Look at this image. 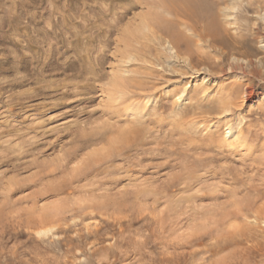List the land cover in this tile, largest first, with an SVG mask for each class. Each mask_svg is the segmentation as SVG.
<instances>
[{"label": "rangeland", "instance_id": "374dc122", "mask_svg": "<svg viewBox=\"0 0 264 264\" xmlns=\"http://www.w3.org/2000/svg\"><path fill=\"white\" fill-rule=\"evenodd\" d=\"M159 3V0H0V264H221L225 255L230 259L238 255H233L235 251L231 255L229 251L226 253L230 246L223 238L220 243L221 234L232 232L233 226L246 228L250 221L247 229L252 233L249 230V239L244 237L241 246L250 240L251 247L246 244L249 248L263 245L264 0L217 3L221 22L228 32L227 48L182 27L191 42L190 53L175 49L166 40L164 45L154 46L158 52L154 49L148 55L151 62L146 66L132 55L126 61L120 58L116 48L122 43L118 39L125 35L126 28H137L139 34L149 36L147 26L137 17L148 8L159 7ZM76 47L82 50L79 52ZM233 47L237 50L233 51ZM88 63V67L93 66L99 72V77H95H101L102 81L92 75L87 82L82 77L72 78ZM147 67L154 72L147 71ZM118 68L122 72L126 69L128 72L123 74L127 77L134 73L133 78L143 81L142 87L146 89L142 97L129 96L128 100L115 103L121 109L127 104L131 106L123 114L115 113L102 95L107 90L110 73ZM169 75H174V82L167 81ZM63 80L77 85L72 87L74 90L61 89ZM43 82H50L49 88L40 89ZM81 86L87 91L83 92ZM245 89L248 93L252 91V95L248 96ZM226 105H231V109ZM137 120L149 123H142L143 127L134 124ZM172 120L177 124L172 126ZM161 121L164 126L159 124ZM131 123L144 135L133 134L134 141L119 159L93 165L96 157H104L109 149L120 146L119 131L124 126L131 128ZM227 134L230 135L226 138ZM15 135L19 137L16 139ZM19 141L26 143L20 144L23 149L17 147ZM85 164L93 167V173ZM84 165L90 172L86 168L80 170ZM74 166H79L78 171L83 170L85 175L78 174ZM97 172L103 174L94 178ZM189 173L194 178L188 180ZM236 186L239 187L235 189ZM91 191L98 193V197L92 196ZM103 195L104 201H111L107 202L112 205L109 209L103 208L107 205L102 201ZM115 197L123 205L116 199L115 202ZM249 206L255 210H249ZM245 207L247 217L243 215ZM236 209H242L240 218L249 222L235 219L242 226L233 218L234 223L230 222L232 225L226 230L225 224L232 221L231 213ZM225 216L228 220L221 221ZM221 226L225 231L222 232ZM257 259H261L260 255Z\"/></svg>", "mask_w": 264, "mask_h": 264}, {"label": "bare ground", "instance_id": "6f19581e", "mask_svg": "<svg viewBox=\"0 0 264 264\" xmlns=\"http://www.w3.org/2000/svg\"><path fill=\"white\" fill-rule=\"evenodd\" d=\"M159 7H156V8H153V7H151V8H148V10H146L144 13H141L142 15H141V17H140V14L138 15L139 17H137L138 19H141L140 21H143L144 22V24L147 26L146 28L148 29V32H150V35L148 36V35H141V34H139V32L137 31V28H136V30H129L128 28H126L127 29V31L126 32H124L125 33V35H123V37L119 40L118 39V42H119V44L120 43H122L121 45H122V49L123 50H121V48H119L121 45H117L118 47L116 48V53H118V52H120V54H121V56H120V58H122V59H127V57H130L131 55H132V57L134 58V59H136L137 60V62H142V63H144L145 64V66L146 65H148L150 62H149V60H148V55H151L152 53H153V50L155 49L154 48V46H157V44H162L164 41H166V40H168L171 44H173L174 46V48L175 49H179V48H181V49H183L184 51H181V52H188V53H190L191 52V42L189 41V39L186 37V35H184V32H183V30H182V27H183V29H184V27H185V29L186 28H188V30L189 29H191L194 33H197L198 35H200V36H202V37H204V38H209L211 41H213L214 43H216V44H218L219 46H221V47H226L227 48V46H229V42L227 43V39H226V35H228V32H227V29L223 26V24H222V22H221V19H220V9H219V11H218V7H219V5H217V3H220V0H159ZM125 12V11H124ZM124 14V13H123ZM124 16V15H123ZM90 17V16H89ZM88 18V17H87ZM113 18V17H112ZM109 19V18H108ZM115 19V18H114ZM101 22V21H100ZM88 23V22H87ZM103 23V22H102ZM111 23V22H110ZM130 23V22H129ZM101 26V25H100ZM92 28H93V26H92ZM90 29V28H89ZM89 29H88V31H89ZM144 29V28H143ZM142 29V31H144ZM137 31V32H136ZM145 31H146V29H145ZM147 32V31H146ZM82 33V32H81ZM80 33V34H81ZM145 33V32H144ZM54 34V33H53ZM74 34V33H73ZM122 35V34H121ZM196 35V34H195ZM52 36V35H51ZM120 36V35H119ZM118 36V37H119ZM50 37V36H49ZM73 37V36H72ZM100 37V36H99ZM98 37V38H99ZM105 37V36H104ZM84 38V37H83ZM48 39V38H47ZM101 40V39H100ZM86 41V40H85ZM98 41V40H97ZM96 41V42H97ZM105 41H106V39H105ZM167 41V42H168ZM232 41V40H231ZM234 41H236V40H234ZM241 41V40H240ZM43 42V41H42ZM95 42V41H94ZM239 42V41H238ZM233 43V42H232ZM67 44V43H66ZM76 44V43H75ZM118 44V43H117ZM89 45V44H88ZM162 45H164V44H162ZM166 45V44H165ZM235 45V44H234ZM240 45V44H239ZM76 46L78 47V49H79V45H77L76 44ZM92 46V45H91ZM97 46V45H96ZM161 46V45H160ZM231 46V45H230ZM232 46H233V44H232ZM77 47H76V49H77ZM87 47V46H86ZM159 47V46H158ZM171 47V46H170ZM238 47V46H237ZM234 48V47H233ZM58 49V48H57ZM77 49V50H78ZM92 49H93V47H92ZM158 49V48H157ZM223 49V48H222ZM82 50V49H81ZM81 50H78L79 52L81 51ZM237 50V48H234L233 49V51H236ZM70 51V50H69ZM76 51V50H75ZM75 51H73V52H75ZM78 51H76V52H78ZM86 51H87V48H86ZM92 51V50H91ZM98 51V50H97ZM179 51V50H178ZM88 52V51H87ZM95 52V51H94ZM93 52V53H94ZM156 52H158V50L156 51V49H155V53ZM160 52V51H159ZM201 52V51H200ZM91 52L89 51V54H90ZM45 54V53H44ZM67 54V53H66ZM75 54V53H74ZM86 54V53H85ZM89 54H87L88 56H89ZM157 54V53H156ZM72 55V54H71ZM93 55V54H92ZM153 55H155V54H153ZM192 55V54H191ZM206 55V54H205ZM230 55V54H229ZM91 56V55H90ZM103 56H105V55H103ZM66 57H67V55H66ZM96 57V56H95ZM150 57V56H149ZM175 57V56H174ZM190 57V56H189ZM226 57V56H225ZM90 58V57H89ZM88 58V59H89ZM87 59V60H88ZM90 59H92V57L90 58ZM155 59L157 60V58H156V56H155ZM158 59H160L159 57H158ZM227 59V58H226ZM78 60V59H77ZM82 60V59H81ZM100 60H102V59H100ZM99 60V61H100ZM153 60V59H152ZM209 60V59H208ZM90 61V60H89ZM88 61V62H89ZM92 61V60H91ZM117 61H119V60H117ZM120 61H121V59H120ZM123 61V60H122ZM121 61V63H123ZM126 61V60H125ZM135 61V60H134ZM93 62V61H92ZM96 62V61H95ZM157 62V61H156ZM83 63H84V61H83ZM90 63V62H89ZM86 64L87 65V67L86 66H82V67H80V69H78L77 70V73L75 74V76L74 75H72V78H79V77H82L81 78V80L83 79L84 80V82H87L86 80H89V76H93V77H95V75L97 76L98 75V77H99V72L98 71H96L95 69H92V67L90 68V67H88V66H90V64ZM100 63V62H99ZM119 63V62H118ZM134 63V62H133ZM135 63H136V61H135ZM98 64V63H97ZM101 64L102 63H100V66H101ZM117 64V63H116ZM115 64V65H116ZM124 64V63H123ZM122 64V65H123ZM82 65V64H81ZM80 65V66H81ZM95 65V64H94ZM99 65V64H98ZM122 65H120L119 67H124V66H122ZM125 65V64H124ZM230 65V64H229ZM142 66V65H141ZM144 66V67H145ZM118 67V66H117ZM137 67V66H136ZM138 67H140L139 65H138ZM143 67V68H144ZM152 67V66H151ZM216 67V66H215ZM49 68V67H48ZM94 68H96V65L94 66ZM97 68H99L100 69V67H97ZM126 68V67H125ZM172 68V67H171ZM170 68V69H171ZM42 69V68H41ZM124 69V68H123ZM135 69V68H134ZM139 70H141V67L140 68H138ZM174 69V68H173ZM216 69V68H215ZM225 69V68H224ZM102 70V69H101ZM118 71H115V69L113 70V71H115V72H111L110 73V80L108 81V78H107V84H108V86H107V90H104V92H102L101 90V92H102V95H104V97L106 98V104H108L109 106H111V108H115V113L116 112H119V113H127V111L129 110V108L131 107V106H128V104L127 105H125V106H123V108L121 109L120 107H118V106H115V103H117V102H119L120 100H122V99H127V97H128V99H129V96H131V98H133V97H138L139 95L142 97V95H144L146 92H144V91H146V89H144L145 87H142L143 86V81H137L136 79H134L133 78V76H134V73H133V75H129L128 77L127 76H125L124 74H123V72L126 70H124L123 72L121 71V70H119V68L117 69ZM139 70H135L137 73H139L140 71ZM147 71L149 70V72H150V67H147V69H146ZM145 70V71H146ZM111 71V70H110ZM133 71V70H132ZM146 71V72H147ZM152 71V70H151ZM222 71V70H221ZM220 71V72H221ZM224 71V70H223ZM223 71H222V73H223ZM101 72V71H100ZM125 72H128V71H125ZM152 72H154V71H152ZM151 73V72H150ZM104 74V73H103ZM130 74V73H129ZM140 74H142V75H144L143 73H141L140 72ZM167 75V74H166ZM131 76V77H130ZM162 76V75H161ZM170 76V75H169ZM168 76V77H169ZM148 77V76H147ZM165 77V76H164ZM177 77V76H176ZM96 78V77H95ZM101 78V77H100ZM100 78L98 79V78H96V79H98V80H100ZM106 78V77H105ZM163 78V77H162ZM74 79V80H75ZM103 79V78H102ZM159 79V78H158ZM161 79V78H160ZM81 80H80V82H81ZM92 80V79H91ZM93 80H94V78H93ZM105 80V79H104ZM140 80V79H139ZM164 80V79H163ZM172 80H174V75H171L169 78H168V82H174V81H172ZM100 81H102V80H100ZM251 81V80H250ZM42 82V81H41ZM76 82H79V81H76ZM79 82V83H80ZM162 82V81H161ZM160 82V83H161ZM82 83V82H81ZM99 83V82H98ZM62 88L61 89H65V88H67V87H69V89L71 88V90H74V88L72 89V87H74V86H76L77 85V83H73V81L72 82H70L69 80H63L62 81ZM83 84V83H82ZM146 84V83H145ZM151 83H149V85H150ZM249 84V83H248ZM38 85H39V83H38ZM49 85H50V82H43L41 85H39L40 86V89H43V90H45L46 88H49ZM81 85V84H80ZM250 85V84H249ZM41 86L42 87H44V88H41ZM83 86H85V85H83ZM83 86H81V90L83 91ZM155 86V85H154ZM80 87V86H79ZM78 87V88H79ZM86 88H87V86H85ZM85 87H84V89H85ZM233 87H235V86H233ZM105 88V86L104 87H102V88H100V89H104ZM235 88H237V87H235ZM251 88V87H250ZM249 88V89H250ZM40 89H38V90H40ZM76 89H77V87H76ZM173 89V88H172ZM171 89V90H172ZM238 89V88H237ZM37 90V91H38ZM49 90V89H48ZM51 90V89H50ZM56 90V89H55ZM246 90V92H247V89H245ZM244 90V91H245ZM42 91V90H41ZM66 92L65 93H67V95L69 94L67 91L68 90H65ZM81 91V92H82ZM85 91H87L86 89L83 91V92H85ZM123 91V92H122ZM140 91H142V92H140ZM33 92V91H32ZM34 92H36V91H34ZM33 92V93H34ZM71 92V91H70ZM76 92V91H75ZM78 92V91H77ZM136 92H138L137 94H135ZM173 94H174V90L173 91H171ZM234 92V91H233ZM237 92V91H236ZM43 93V92H42ZM45 93H46V91H45ZM50 93V92H49ZM57 93V92H56ZM65 93H63L62 92V94H64V95H66ZM74 93V92H73ZM95 93V92H94ZM121 94V96L119 95V94ZM131 95H130V94ZM248 93V92H247ZM246 93V94H247ZM48 94V93H47ZM61 94V93H60ZM85 94H88V93H85ZM118 94V95H117ZM129 94V95H128ZM172 94V95H173ZM228 94L229 95H231V92H228ZM263 94H264V90H263ZM38 95V94H37ZM42 95V94H41ZM57 95V94H56ZM71 95V94H70ZM75 95V94H74ZM80 95V94H79ZM84 95V94H83ZM82 94L80 95V97L81 96H83ZM89 95H90V93H89ZM101 95V96H102ZM127 95V96H126ZM146 95V94H145ZM239 95V94H238ZM252 95V91L250 92L249 91V93H248V96H251ZM39 96V95H38ZM57 96H59V95H57ZM73 96V95H72ZM126 96V97H125ZM168 96V95H167ZM33 97V96H32ZM40 97H42V96H40ZM60 97V96H59ZM58 97V98H59ZM62 97V96H61ZM68 97H69V95H68ZM76 97H77V95H76ZM99 97H100V95H99ZM174 97V96H173ZM244 97V96H243ZM48 98H50V97H48ZM57 98V97H56ZM55 98V99H56ZM58 98L56 99V100H58ZM67 98V97H66ZM66 98H65V100H66ZM72 98V97H71ZM105 98H104V100H105ZM62 99H64L63 97H62ZM61 99V100H62ZM74 99H75V97H74ZM127 99V100H128ZM231 99V98H230ZM64 100V101H65ZM68 100H69V98H68ZM67 100V101H68ZM72 100V99H71ZM96 100V99H95ZM102 100V99H101ZM132 100V99H131ZM59 101H60V98H59ZM54 102H55V100H54ZM53 102V103H54ZM58 102V101H57ZM223 102V101H222ZM73 103V102H72ZM125 103H127V102H125ZM58 104V103H57ZM114 104V105H113ZM65 105V104H64ZM63 105V106H64ZM71 105V104H70ZM123 105V104H122ZM132 105V104H131ZM225 105V104H224ZM232 105V104H231ZM231 105H229V107L231 106ZM65 106H67V105H65ZM106 106V105H105ZM218 106H221V105H218ZM227 106V105H226ZM233 106V105H232ZM129 107V108H128ZM224 107V106H223ZM228 107V106H227ZM228 107V109H231V107L229 108ZM218 108V107H217ZM220 108V107H219ZM215 109V108H214ZM259 109V108H258ZM187 110V109H186ZM211 110H213V109H211ZM174 111V110H173ZM217 111V110H216ZM219 111H221V110H219ZM219 111H218V113H219ZM229 111V110H228ZM118 113V114H119ZM261 113H263V111L261 112ZM110 114V113H109ZM133 114V113H132ZM221 114V113H220ZM228 114V113H227ZM264 114V113H263ZM262 114V115H263ZM121 115V114H120ZM136 115H137V113H136ZM140 115V113L138 114V116ZM141 115H143V113L141 114ZM222 115H223V113H222ZM135 116V115H134ZM138 116H135V118H137ZM116 117V116H115ZM221 117V116H220ZM223 117V116H222ZM227 117V116H226ZM114 118V117H113ZM144 118V117H143ZM143 118H142V120H143ZM138 119V118H137ZM141 119V118H140ZM124 120H126V119H124ZM134 120H136V119H134ZM139 120V119H138ZM137 120V122L136 121H134L135 123L134 124H139V125H141V126H145V125H142V123H143V121H138ZM148 120V119H147ZM151 120V119H150ZM221 120H222V118H221ZM129 122H132L133 121V119L132 120H128ZM128 121H125L126 123L128 122ZM128 122V123H129ZM152 122V121H151ZM126 123H125V125H126ZM144 123H146L145 121H144ZM143 123V124H144ZM149 123V122H148ZM148 123H146V124H148ZM176 122H174L173 120L171 121V125L173 124H175ZM220 123V122H219ZM223 123H225V122H223ZM222 123V124H223ZM259 123V122H258ZM159 124H162V126H164L163 125V123H162V121H161V123L159 122ZM177 124V123H176ZM222 124H220V125H222ZM264 124V123H263ZM128 126H129V124H127ZM133 125V123H131V126ZM170 125V126H171ZM172 125V126H173ZM124 126V125H123ZM135 125H133L132 127H134ZM171 126V127H172ZM177 126H179V125H177ZM177 126H176V128H177ZM253 126V125H252ZM255 126V125H254ZM262 126V125H261ZM125 127H127V126H124V130H121V131H119V140H118V143L117 142H115V143H117V144H120V146L119 147H117V149L116 150H114L113 148H111V149H109L108 150V152L105 154L104 152H102V155H104V157L103 156H99L98 158L96 157V162L93 160V159H91V160H93V162H95V163H93V165L95 164V166H101V165H103V164H105V163H107V162H109V161H113V160H116V159H119V157H121L122 155H123V153H124V151H126L125 149H127V148H129L130 146H131V143H132V140L134 141V136H133V134L135 135V137L137 136V137H142L143 135H142V132L140 131H138L135 127V129L134 128H125ZM130 127V126H129ZM139 127V126H138ZM217 127H218V125H217ZM242 127V126H241ZM246 127V126H245ZM255 127H257V126H255ZM263 127V126H262ZM261 127V128H262ZM140 128V127H139ZM231 128V127H230ZM264 128V127H263ZM126 129V130H125ZM134 129V130H133ZM217 129V128H216ZM219 129V128H218ZM228 130H229V128H227ZM142 130V129H141ZM237 130V129H236ZM248 130V126H247V129H246V131ZM249 130H250V128H249ZM263 130V129H262ZM137 133H136V132ZM160 131V130H159ZM173 131V130H172ZM219 131V130H218ZM231 131V130H230ZM233 131V130H232ZM240 131V130H239ZM241 131H242V129H241ZM257 131H259L258 130V128H257ZM260 131H261V129H260ZM145 132H147V131H145ZM145 132H143V133H145ZM217 132V131H216ZM238 132V131H237ZM243 132V131H242ZM155 133V132H154ZM173 133V132H172ZM245 133V132H244ZM248 133H249V131H248ZM247 133V134H248ZM152 134V133H151ZM150 134V135H151ZM157 134V133H156ZM160 133H158L157 135H159ZM164 134V133H163ZM167 133H165V135H166ZM169 134V136H171L172 134H171V132H169L168 133ZM246 134V133H245ZM246 134V136H248ZM252 133H250V135H251ZM23 135V134H22ZM229 135L230 134H227V136H226V138L227 137H229ZM239 135H241V133L239 134ZM254 135V134H253ZM15 136H17V135H15ZM24 136V135H23ZM22 136V137H23ZM156 136V135H155ZM213 136V135H212ZM242 136V135H241ZM252 136V135H251ZM19 137V135L16 137V139ZM20 137H21V135H20ZM21 137V138H22ZM36 137V136H35ZM34 137V138H35ZM161 137H162V135H161ZM161 137H158V138H161ZM165 137V136H164ZM131 138V139H130ZM157 138V137H156ZM167 138V137H166ZM212 138V137H211ZM211 138H208V139H211ZM240 138V137H239ZM242 138H243V136H242ZM241 138V139H242ZM250 138V137H249ZM33 139V138H32ZM36 139V138H35ZM138 139V138H137ZM175 138H173L172 137V140H174ZM178 139V138H177ZM244 139H245V142H246V138H245V135H244ZM244 139H242L243 141H244ZM157 140H159V139H157ZM161 140H162V138H161ZM172 140H169V141H171L172 142ZM237 140H238V138H237ZM264 140V139H263ZM138 141V140H137ZM175 141V140H174ZM178 141V140H177ZM211 142H213V141H215L214 139H213V141L212 140H210ZM17 142H18V140H17ZM120 142V143H119ZM162 141H160V143H161ZM176 142V141H175ZM210 142V143H211ZM21 143L22 144H24L25 142H22L21 141ZM20 143V141H19V144H17L18 146L17 147H21L22 146V144ZM135 143H137V142H134V144ZM242 143V142H241ZM262 143H264V142H262ZM20 144H21V146H20ZM26 144V143H25ZM28 144V143H27ZM133 144V145H134ZM174 144V143H173ZM212 144V143H211ZM224 144V143H223ZM227 144V143H226ZM225 144V145H226ZM238 144V143H237ZM236 144V145H237ZM209 145V143L207 144V146ZM218 145V144H217ZM220 145H222V143L220 144ZM24 146V145H23ZM29 146V145H28ZM138 146V145H137ZM171 146V148H172V146L173 145H170ZM227 146H229L228 144H227ZM233 146V145H232ZM238 146V145H237ZM264 146V145H263ZM26 147L27 146H25V149H26ZM135 147V146H134ZM218 147V146H217ZM220 147V146H219ZM219 147H218V149H219ZM223 147H224V145L222 146V149H223ZM230 147V146H229ZM236 147V146H235ZM22 149H23V147H21ZM240 148V147H239ZM256 148V147H255ZM259 148V147H258ZM113 149V150H112ZM226 148L224 147V150H225ZM228 149V148H227ZM138 150V149H137ZM231 150V149H230ZM230 150H228V151H230ZM236 150V149H235ZM234 150V151H235ZM239 150V149H238ZM24 151H26V150H24ZM24 151H23V153H24ZM223 151V150H222ZM221 151V152H222ZM233 151V152H234ZM227 152V151H226ZM239 152V151H238ZM220 153V152H219ZM223 153H225V152H223ZM237 153V152H236ZM264 153V152H263ZM21 154V153H20ZM99 154V153H98ZM216 154H218V153H216ZM230 154V153H229ZM252 154V153H251ZM219 155V154H218ZM253 155V154H252ZM65 156V155H64ZM98 156V155H97ZM258 156H259V154H258ZM257 156V157H258ZM262 156H263V154H262ZM78 157H80V156H78ZM102 157V158H101ZM252 157V156H251ZM94 158V157H93ZM101 158V159H100ZM67 159V158H66ZM251 159V158H250ZM254 159V158H253ZM264 159V158H263ZM88 160V159H87ZM68 161V160H67ZM251 161H254V160H251ZM69 162V161H68ZM89 162H90V160H89ZM254 162H256V159H255V161ZM84 163H85V161H84ZM83 163V164H84ZM87 163V162H86ZM92 162H90V164H91ZM257 163V162H256ZM255 163V164H256ZM259 163V162H258ZM67 164V163H66ZM90 164H88V166L90 165ZM251 164H253V163H251ZM250 164V165H251ZM60 165V164H59ZM86 165V164H85ZM83 166V168H80V170L81 169H84V168H86L87 169V171H88V168L86 167V166ZM63 166H65V165H63ZM80 166V165H79ZM79 166H78V168L76 167V166H74L73 168H75L76 167V169H77V171L79 170ZM91 166H92V164H91ZM91 166H90V168H89V170L91 171V169H93V167L91 168ZM81 167H82V164H81ZM103 168V167H102ZM101 168V169H102ZM109 168V167H108ZM235 168V167H234ZM61 169H63V168H61ZM69 169H70V167H69ZM75 169V170H76ZM100 169V170H101ZM104 169H106V168H104ZM104 169L102 170L103 172H104ZM112 169V168H111ZM226 169H229V168H226ZM261 169H264V168H261ZM67 170V169H66ZM71 170H72V168H71ZM98 169H96V171H97ZM99 170V171H100ZM107 170V169H106ZM113 170V169H112ZM123 170V169H122ZM241 170V169H240ZM239 170V171H240ZM77 171H73L74 173H77ZM83 171V170H82ZM82 171H80L81 173H82ZM90 171H88V172H90ZM93 171H94V169L92 170V173H93ZM238 171V172H239ZM46 172V171H45ZM68 172V171H67ZM79 171H78V174L80 173ZM103 172H97V174H95L96 176H94V178L95 177H99V175L101 176V174H103ZM237 172V171H236ZM72 173V172H71ZM85 173V172H84ZM84 173H82V174H84ZM114 173V172H113ZM230 173V172H229ZM228 173V174H229ZM232 173V172H231ZM244 172L242 171V174H243ZM82 174H81V176H82ZM104 174H105V172H104ZM106 174H108V172L106 173ZM190 174V173H189ZM227 174V175H228ZM232 174H234V173H232ZM242 174H240L241 176H242ZM85 175V174H84ZM110 175V174H109ZM231 175V174H230ZM238 175V174H237ZM237 175H235V178L237 177ZM87 176H89V175H87ZM104 176V175H103ZM190 176H192L191 174L189 175V178H188V180H190L191 178H194V177H190ZM68 177V176H67ZM66 177V178H67ZM74 177H77V174H76V176L74 175ZM90 177H93V176H90ZM90 177H89V179H90ZM105 177V176H104ZM85 178H87V177H85ZM187 178V177H186ZM185 178V179H186ZM233 178V177H232ZM70 179V178H69ZM82 179V178H81ZM88 179V178H87ZM86 179V180H87ZM88 179V180H89ZM103 179V178H102ZM137 179H139V178H137ZM237 179V182H238V178H236ZM105 180V179H104ZM187 180V179H186ZM240 180H241V178H240ZM76 181V180H75ZM81 181V180H80ZM93 181H94V179H93ZM98 181H103V180H98ZM105 181H107V180H105ZM139 181V180H138ZM193 181V180H192ZM234 181V180H233ZM67 182V181H66ZM90 182H92V180H90ZM89 182V183H90ZM100 182V185L102 186V183ZM104 182V181H103ZM137 182V181H136ZM236 182V180L234 181V183ZM182 183H184V182H182ZM187 183V182H186ZM253 183V182H252ZM254 184V183H253ZM253 184H251L252 186H254ZM262 184V183H261ZM260 184V185H261ZM89 185V184H88ZM139 185V184H138ZM245 185V184H244ZM260 185H255L256 187L257 186H260ZM90 186H91V184H90ZM251 186V188H253ZM100 187V186H99ZM102 187H104V186H102ZM237 187H239V186H236V188L235 189H237ZM246 187H248L247 186V184H246ZM245 187V188H246ZM93 188H94V190H95V187L93 186ZM101 188V187H100ZM249 188H250V185H249ZM86 189V188H85ZM88 189H91V187H89ZM102 189V188H101ZM100 189V190H101ZM258 189V188H257ZM139 190V189H138ZM155 190V189H154ZM251 190V189H250ZM249 190V191H250ZM253 190V189H252ZM251 190V191H252ZM96 191H99V190H96ZM250 191V192H251ZM253 191H255V190H253ZM109 192V191H108ZM160 192V191H159ZM91 193H92V196L93 195H95V192L94 191H91ZM97 193V192H96ZM103 193V192H102ZM133 193V192H132ZM253 194H256V193H254V192H252ZM259 193H261V192H259ZM88 194V193H87ZM100 194L101 193H99V196H100ZM104 194H106V193H104ZM119 194H121V193H119ZM123 194H125V193H123ZM249 194H251V193H249ZM89 195V194H88ZM98 195V193L95 195L96 197H98L97 196ZM155 195V194H154ZM257 195V194H256ZM101 196H102V194H101ZM100 196V197H101ZM107 196V195H106ZM105 196V197H106ZM116 196V195H115ZM122 197H123V195H121ZM127 196V194H125L124 195V197H126ZM137 196V195H136ZM109 197L111 198V196L109 195ZM114 197V196H113ZM257 197V196H256ZM263 197V196H262ZM118 198H120V197H118ZM137 198V197H136ZM253 196H252V202H253ZM260 198V197H259ZM95 200L96 199H98V198H94ZM100 199V198H99ZM103 200L102 201H104V200H106V199H104V195H103V198H102ZM107 199L109 200V198H108V196H107ZM115 199H116V197L114 198V201H115ZM256 199H258V198H256ZM261 199V198H260ZM116 200H118V199H116ZM124 200V199H123ZM122 199H121V201H123ZM126 200V199H125ZM259 200V199H258ZM257 200V201H258ZM89 201V200H88ZM119 202V204H121V205H123V203H121L120 202V200H118ZM256 201V200H255ZM100 202V201H99ZM98 202V203H99ZM106 201H104V203H105ZM107 202H111V201H107ZM106 202V203H107ZM113 202V201H112ZM115 202H117V201H115ZM102 203V202H101ZM124 203H125V201H124ZM236 203H238V202H236ZM249 203H251V202H249ZM248 203V204H249ZM100 204V203H99ZM110 204V203H109ZM108 203H107V205H105V204H103V205H105L106 207H103L104 209L106 208L107 209V206H108V209H109V206H112V205H109ZM115 204V203H114ZM93 205L94 204H92V207H93ZM98 205V204H97ZM117 205V204H116ZM120 205V206H121ZM238 205V204H237ZM242 205L244 206V204L242 203ZM251 205V204H250ZM246 206V205H245ZM248 206V205H247ZM246 206V207H247ZM91 206H90V208H92ZM100 207V206H99ZM99 207H98V209H99ZM116 206H114V208H115ZM118 207V206H117ZM124 207V206H123ZM246 207H245V214H243V210L242 209H239V210H235L236 212H234V210H233V212L234 213H231V216H232V221H230L229 220V222L228 223H226L225 224V226L223 225L224 223H222V225L225 227V229L227 230V226L229 225V226H231L229 223L231 222V223H234L233 221L235 220V219H237V218H240V216L243 214V215H246ZM253 207V206H252ZM94 208V207H93ZM111 208V207H110ZM248 208V207H247ZM249 210H251V209H254L255 210V208H251L250 206H249ZM96 209H97V207H96ZM122 209V208H121ZM101 210H102V208H101ZM100 210V211H101ZM114 209H112L111 210V212L113 211ZM117 210V209H116ZM123 210V209H122ZM249 210H248V212H249ZM253 210V211H254ZM261 210V209H260ZM96 211V210H95ZM103 211H105L106 212V210H103ZM103 211H102V214H103ZM237 211H240L239 213L237 212ZM93 212V211H92ZM91 211H90V214L92 213ZM114 212H116V211H114ZM117 212H119V211H117ZM120 212H121V210H120ZM120 212H119V214H120ZM232 212V211H231ZM242 212V213H241ZM258 214H260L259 213V211H256ZM97 213H99V214H101V212H98L97 211ZM241 213V215L239 216V214ZM104 214H107V213H104ZM114 214V215H113ZM113 214H110V216L111 215H113V216H111V217H115V214L116 213H113ZM177 214V213H176ZM126 215V214H125ZM248 215V214H247ZM247 215H246V217H247ZM44 216V215H43ZM179 216V215H178ZM228 216V215H227ZM239 216V217H238ZM40 217V216H39ZM38 217V218H39ZM105 217V216H104ZM107 217L109 218V214L107 215ZM124 217V216H123ZM203 217V216H202ZM229 217V216H228ZM246 217L244 216V218L246 219ZM45 218H46V216H45ZM178 218H180V217H178ZM233 218H234V220H233ZM242 218H243V216H242ZM243 218V219H244ZM49 219V218H48ZM112 219V218H111ZM117 219V218H116ZM119 219V218H118ZM129 219V218H128ZM45 220V219H44ZM43 220V221H44ZM222 220H228V218L225 216V219L224 218H222L221 219V221ZM240 220H242L241 218H240ZM248 219H246V220H242V221H245V224H247L246 223V221H247ZM254 220H256V221H258V219H254ZM49 221V220H48ZM52 221V220H51ZM179 221V220H178ZM223 221V222H224ZM256 221H254V223H256ZM56 222V221H55ZM235 222H238V221H236L235 220ZM252 221H250V223H251ZM178 223V222H177ZM239 223V222H238ZM250 223H248V225L246 226V228L244 227V228H238V229H236V226H233L234 227V230L232 231L231 229H229L230 231H232V232H228V230L226 231V232H223V231H225L224 230V228L221 226V228L223 229L222 230V232H223V234H221V232H219L221 235H223V237H221V235H219L220 237H221V244L223 243L222 241L224 240L225 242H226V244L228 245V247L230 246V250H231V252H230V250L228 249L227 250V252L226 253H228V251H229V254L230 253H233L234 251L236 252H234L233 253V255H237L235 258H229L228 256H224L223 257V261H220L221 259H222V256H221V258H220V260H218V261H220V262H222L221 264H264V243H263V245L260 243V242H258L259 244H261V245H258V246H256V247H254L253 246V248H249L248 246H250V241H252V240H250L249 242H248V244L245 242V245L244 246H247L246 248H242V247H244V246H241V244L243 243L242 241H244V237H247L246 238V240H248L249 239V237L248 236H250V235H248V234H250V232L252 231L251 229H247V227H249L251 224ZM44 224H45V222H44ZM175 224V223H174ZM236 224V223H235ZM240 224V223H239ZM238 224V225H239ZM250 224V225H249ZM169 225V224H168ZM177 225V224H176ZM237 225V226H238ZM240 225H242L243 226V224L241 223ZM35 226V225H34ZM178 227V226H177ZM220 227V226H219ZM233 227H232V229H233ZM250 228V227H249ZM166 230V229H165ZM249 230H250V232H249ZM160 231V230H159ZM220 231V230H219ZM261 231V230H260ZM249 232V233H248ZM162 233V232H161ZM170 233V232H169ZM206 233V232H205ZM226 233V234H225ZM252 233V232H251ZM262 233V232H261ZM160 234V233H159ZM174 234V233H173ZM203 234V233H202ZM201 234V235H202ZM211 234V233H210ZM225 234V235H224ZM163 235V234H162ZM204 235V234H203ZM209 235V234H208ZM218 235V234H217ZM251 235H253V234H251ZM257 235V234H256ZM255 235V236H256ZM260 235V234H259ZM210 236V235H209ZM218 236V237H219ZM261 236V235H260ZM208 237V236H207ZM215 238L217 237V236H214ZM220 237H219V239L218 240H220ZM263 238H264V235L262 236ZM261 237V238H262ZM169 238V237H168ZM222 238H223V240H222ZM254 239V237H251V239ZM171 239V238H170ZM175 239V238H174ZM199 239H201V236H199ZM258 239V238H257ZM261 240V239H260ZM163 241H164V239H163ZM179 241V240H178ZM183 241V240H182ZM188 241V240H187ZM193 241V240H192ZM195 241V240H194ZM197 241V240H196ZM254 241L256 242L257 240H255L254 239ZM259 241V240H258ZM263 241V240H262ZM146 242V241H145ZM200 242V241H199ZM255 242H252L253 244L252 245H255L256 243ZM44 243V242H43ZM171 243V242H170ZM183 243V242H182ZM255 243V244H254ZM69 244V243H68ZM132 244V243H131ZM142 244H144V243H142ZM173 244V243H172ZM218 244V243H217ZM247 244V245H246ZM149 245V244H148ZM167 245V244H166ZM180 245H182V244H180ZM179 245V246H180ZM188 245H189V243H188ZM227 245H225V246H227ZM146 246V245H145ZM174 246H176V245H174ZM187 246V245H186ZM225 246L223 247V248H225ZM140 247H141V245H140ZM147 247V246H146ZM167 247V246H166ZM169 247V246H168ZM185 247V246H184ZM251 247V246H250ZM54 248V247H53ZM74 248V247H73ZM134 248H135V246H134ZM222 248V249H223ZM55 250V249H54ZM74 251V250H73ZM72 251V252H73ZM136 251V250H135ZM139 251H141V250H139ZM210 251V250H209ZM64 252V251H63ZM239 252H242V254H240ZM17 253V252H16ZM75 253V252H74ZM141 253V252H140ZM11 254V253H10ZM20 254V253H19ZM44 254V253H43ZM50 254V253H49ZM142 254V253H141ZM229 254H227V255H229ZM244 254V255H243ZM260 255V260H258L257 259V257ZM46 255H48V253L46 254ZM138 255H140V254H138ZM220 255V254H219ZM231 255V254H230ZM243 255V256H242ZM32 256V255H31ZM42 256V255H41ZM50 256V255H49ZM51 256H53L52 255V253H51ZM144 256V255H143ZM43 257H45V256H43ZM46 257H48V256H46ZM55 257V256H54ZM54 257H51V258H54ZM72 257V256H71ZM220 257V256H219ZM231 257V256H230ZM232 257H234V256H232ZM226 258V259H225ZM59 259H61V257L59 258ZM73 259V258H72ZM163 259V258H162ZM1 260V259H0ZM18 260V259H17ZM40 260V259H39ZM42 260V259H41ZM55 260V259H54ZM21 261V260H20ZM34 261V260H33ZM45 261V260H44ZM63 261V260H62ZM57 262H58V260H57ZM219 262V263H220ZM41 263V262H40ZM50 263V262H49ZM49 263H46V264H49ZM55 263V262H54ZM81 263V262H80ZM218 263V262H217ZM7 264V263H6ZM11 264V263H10ZM38 264V263H37ZM58 264V263H57ZM65 264H66V262H65ZM75 264V263H74Z\"/></svg>", "mask_w": 264, "mask_h": 264}]
</instances>
